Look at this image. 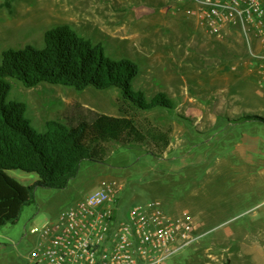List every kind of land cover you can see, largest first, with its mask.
Here are the masks:
<instances>
[{
	"label": "rangeland",
	"instance_id": "374dc122",
	"mask_svg": "<svg viewBox=\"0 0 264 264\" xmlns=\"http://www.w3.org/2000/svg\"><path fill=\"white\" fill-rule=\"evenodd\" d=\"M187 8L184 0H0V63L4 51L42 49L49 29L70 25L103 44L110 58L135 62L140 74L133 89L147 100L164 93L174 103L170 110L135 113L146 130L170 132L162 154L151 155L148 142H113L105 163H81L65 189L36 188L17 222L0 227V264H24L37 240L30 231L55 221L106 180L124 186L123 215L157 200L171 216L188 212L205 230L216 227L167 264H264V125L239 120L264 117V91L245 65L242 40L209 36ZM9 82L8 99L27 105L25 118L39 132L51 120L124 115L116 88L79 92ZM7 173L24 186L38 181L34 173Z\"/></svg>",
	"mask_w": 264,
	"mask_h": 264
},
{
	"label": "trees",
	"instance_id": "16d2710c",
	"mask_svg": "<svg viewBox=\"0 0 264 264\" xmlns=\"http://www.w3.org/2000/svg\"><path fill=\"white\" fill-rule=\"evenodd\" d=\"M44 43L42 49L31 45L8 49L0 63V227L17 222L23 208L33 202L36 188L65 189L81 163H105L110 143L130 146L148 142L154 148L153 156L170 145V132L146 130L137 122L135 113L170 110L174 103L164 93L147 100L133 89L140 74L135 62L110 58L103 44H94L70 25L49 29ZM9 80L21 82L26 88L46 83L79 92L116 88L121 92L124 115L99 114L92 120L80 118L67 124L51 120L47 129L39 132L25 118L27 105L8 99ZM239 120L264 125L260 115H246ZM11 170L34 173L38 181L24 186L8 175Z\"/></svg>",
	"mask_w": 264,
	"mask_h": 264
},
{
	"label": "built area",
	"instance_id": "2783aa9c",
	"mask_svg": "<svg viewBox=\"0 0 264 264\" xmlns=\"http://www.w3.org/2000/svg\"><path fill=\"white\" fill-rule=\"evenodd\" d=\"M186 14L209 36L240 38L246 67L264 91V0H184ZM123 184L106 180L55 221L35 227L24 264H167L211 232L193 216L169 215L157 200L122 214Z\"/></svg>",
	"mask_w": 264,
	"mask_h": 264
},
{
	"label": "crops",
	"instance_id": "0c3cea01",
	"mask_svg": "<svg viewBox=\"0 0 264 264\" xmlns=\"http://www.w3.org/2000/svg\"><path fill=\"white\" fill-rule=\"evenodd\" d=\"M215 229H216V227H214V229L212 228V230H215ZM228 231L233 232V230H227V231H222V232H226L227 233Z\"/></svg>",
	"mask_w": 264,
	"mask_h": 264
}]
</instances>
